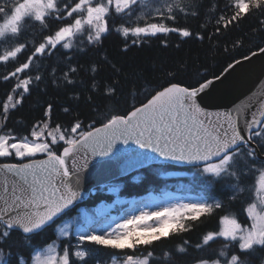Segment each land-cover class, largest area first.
Returning <instances> with one entry per match:
<instances>
[{"label":"snow or ice","instance_id":"6c2138e0","mask_svg":"<svg viewBox=\"0 0 264 264\" xmlns=\"http://www.w3.org/2000/svg\"><path fill=\"white\" fill-rule=\"evenodd\" d=\"M203 7L201 0H0V65H12L0 75L11 89L0 104V264H102L95 259L98 249L113 250V264H160L155 244L213 217L216 226L195 244L201 255L190 264H251L250 257L264 250V94L226 111H209L204 97L214 80L206 76L183 84L173 71L163 83L152 84L138 74L130 79L107 56L86 66L76 59L98 50L113 32L124 37L125 53L129 38L131 45L171 33L203 40L200 33L168 23L196 17ZM208 7L215 34L256 13L264 17V0H227L222 9L218 3ZM258 22L264 31V18ZM162 43L168 47L166 40ZM248 51L251 57L264 55V45ZM240 63L233 58L222 73ZM101 64L114 74L103 84L97 80ZM82 73L88 75L89 89L115 102V108L101 112L94 107L90 120L77 115L64 125L53 124L49 103L45 118L27 135L7 128L9 113L46 76L67 87ZM130 142L136 147H117ZM122 158L125 172L157 158L191 165L205 189L219 184L226 198L201 193L197 199L155 210L142 207L119 219L80 209L86 177ZM236 203L240 207L234 211ZM50 230L54 238L37 240ZM216 243L219 249L212 247ZM189 247L184 240L177 251L187 255ZM163 257L172 260L171 250Z\"/></svg>","mask_w":264,"mask_h":264},{"label":"trees","instance_id":"16d2710c","mask_svg":"<svg viewBox=\"0 0 264 264\" xmlns=\"http://www.w3.org/2000/svg\"><path fill=\"white\" fill-rule=\"evenodd\" d=\"M201 2L204 7L200 10L198 16H180L175 25H172V22L168 23L170 26L187 27L193 34L200 33L204 36L203 40L196 39L195 35L190 38H181L176 33H171L167 36L143 39L138 41L137 45H131L132 38H129L130 47L125 53L121 51L124 47V37L113 32L106 37L102 47L98 50L94 49L87 54H79L76 59L80 64L86 66L91 61H100L104 56H107L113 63L122 67L124 75H127L130 79H135L136 74H138L142 80L146 79L152 84L163 83L167 79L168 73L175 71L177 80L181 83L195 84L197 80L203 81L205 76L209 79L219 75L227 63L233 62V58L237 60L250 54L249 48L254 51L257 44L264 45V31L260 30L261 25L258 22V18L264 17H260L259 13L247 17L240 21L237 26L231 27L222 34H215V19L208 6L218 3L219 8L222 9L227 0H201ZM218 14L219 10L216 15ZM140 23L142 24L143 21H140ZM165 40L168 47L163 46L162 41ZM240 44L243 46H239ZM11 68V64L0 65V75L6 74ZM113 75L110 67L101 64V71L97 76V80L103 84ZM75 79V85L65 87L62 84L58 86L52 83L51 78L46 76L39 88H33L22 105L9 113L7 128L18 136L27 135L33 124L45 118L44 110L49 103L53 105V124L61 123L64 125L71 122L73 117L77 115L82 120H90L94 116V107L101 112L107 111L109 106L115 108V102L104 100L99 93L89 89L86 73H82ZM121 83L123 86V80ZM10 90L9 85L0 80V104L6 99V94ZM77 93H79L78 99L76 98ZM89 96L93 97L91 103L88 100ZM65 107H70V113L63 111ZM121 107H123V104H121ZM0 112H2V107H0ZM0 120H2V115H0ZM174 169L187 171L190 177H185V179L196 186L200 185L202 177L193 167H177L170 163H157L140 169L137 178L134 175L123 177L121 179L122 186L118 191L119 199L127 203L129 198L142 196L150 191L159 190L168 184H172L173 176H166L164 173ZM204 190L207 196L217 199L226 198V189L219 184L207 189L204 188ZM245 195L247 196V194ZM112 197V193L103 192L97 188L81 206H83V210L91 214L95 212L96 206L100 204L108 206L112 202ZM239 207V203H236L233 205L232 210L237 211ZM110 209L112 208L107 209L106 212ZM73 215H76V213L74 212ZM215 226L216 219L213 217L204 223L190 225L191 230L186 233L179 236H170L169 239L155 244L156 255L160 258V264H190L192 257L201 255V253L195 251V244L200 241L204 232L212 230ZM50 238H54L51 230L42 233L37 240L43 241ZM184 240H188L191 245L187 255L177 251ZM74 243L75 239H73ZM212 247L219 249L221 245L216 243ZM169 250L172 252V260L163 257V252ZM112 251L98 249L95 259L100 260L102 264H113V258L110 256ZM263 259L264 250H257L250 257L251 264H262ZM89 264H92V261ZM115 264H119V261L116 260Z\"/></svg>","mask_w":264,"mask_h":264},{"label":"water","instance_id":"95a60500","mask_svg":"<svg viewBox=\"0 0 264 264\" xmlns=\"http://www.w3.org/2000/svg\"><path fill=\"white\" fill-rule=\"evenodd\" d=\"M248 56L251 57V53ZM237 60H240L241 63L236 65L229 73L221 72L217 75L221 77L219 80L215 79L216 76L209 78L214 80L213 85L207 90V95L204 97V103L208 105L209 111H226L232 108L233 105L242 106L243 103H247L249 97L255 98L264 94V55L257 54L247 60L243 57ZM117 147L129 149L136 146L130 142L128 145L118 144ZM158 162H169L178 166H191L165 161L162 158H157L150 164ZM125 163L126 159L122 158L120 161L114 162L105 172L87 176L85 180V196L82 201L87 199L94 187L139 169L129 168L125 172L122 170Z\"/></svg>","mask_w":264,"mask_h":264},{"label":"rangeland","instance_id":"374dc122","mask_svg":"<svg viewBox=\"0 0 264 264\" xmlns=\"http://www.w3.org/2000/svg\"><path fill=\"white\" fill-rule=\"evenodd\" d=\"M135 172L136 171H132L131 173H134L137 178L139 174ZM186 173L187 171L183 169H174L165 172L164 174L166 176H173L174 180L172 184H168L159 190L150 191L142 196L129 198L127 199V203H124L118 197V191L122 186L120 179H114L110 182L101 184L97 188L103 192L112 193L113 197L112 202L108 206L104 204L96 206V212H106L107 209L112 208L108 210V213H110L111 217L119 219L133 212L138 213L139 209L142 207H147L148 210H155L159 206L197 199L201 193L207 196L204 190L205 183L203 177L201 178L200 185L196 186L185 179V177H190V174ZM80 209H84L83 206H80ZM262 264H264V260Z\"/></svg>","mask_w":264,"mask_h":264}]
</instances>
